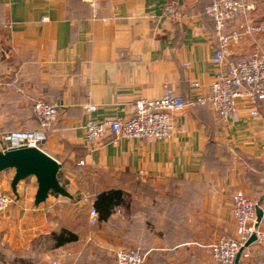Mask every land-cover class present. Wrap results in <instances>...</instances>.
Listing matches in <instances>:
<instances>
[{"label": "crops", "instance_id": "1", "mask_svg": "<svg viewBox=\"0 0 264 264\" xmlns=\"http://www.w3.org/2000/svg\"><path fill=\"white\" fill-rule=\"evenodd\" d=\"M167 1L102 0L95 19L84 0H0V151L23 145L24 132L38 130L40 148L58 160V178L72 195L50 192L36 204L34 176L20 182L16 195L15 170L0 172V188L16 196L0 216V264H30L27 258L116 264L120 247L140 249L147 264H221L211 247L220 236L235 235L238 189L257 204L264 230V100L258 115L239 102L238 116L229 120L210 106H188L168 139H116L107 129L94 146L86 140L89 118L130 116L137 98L159 97L166 84L186 101L197 95L194 81L199 93L208 91L220 69L213 62L216 26L206 11L212 0H179L184 17L178 22L163 15ZM242 2L249 7L225 30L239 35L228 46L231 58L264 42V33L244 31L264 17V0ZM88 92L97 105L93 113L85 108ZM37 99L59 106L47 129L34 115ZM109 188L129 193V201L91 225V203ZM76 205L84 209L83 234L57 246L53 231H80L72 227ZM43 232L53 240L46 253L35 238ZM248 249L250 256L234 264H264V241Z\"/></svg>", "mask_w": 264, "mask_h": 264}, {"label": "built area", "instance_id": "2", "mask_svg": "<svg viewBox=\"0 0 264 264\" xmlns=\"http://www.w3.org/2000/svg\"><path fill=\"white\" fill-rule=\"evenodd\" d=\"M91 9L93 18H99L102 0H84ZM249 6L242 0H212L207 7V14L216 26L219 45L213 57V62L220 67L218 73L209 84L207 92L199 93L201 84L192 82V88L197 95L190 101L178 93L171 85L164 86V92L156 98L139 97L134 102V113L127 117L98 121L89 118L85 126L86 140L94 146L111 129L117 138H137L143 141L171 138L176 131L177 114L188 106H210L223 120L238 116L239 102L249 107L252 115L259 114V105L264 100V42L240 58H231L228 46L231 40H237L239 35L230 36L225 30L231 20ZM163 15L174 22L184 17L183 7L179 0H168L164 6ZM246 33H264V17L250 22L244 27ZM3 83L0 81V93ZM85 108L93 113L97 105L88 92ZM33 112L43 129L50 127L59 116V106L44 99L33 103ZM23 145L40 148V134L36 129H28L23 135ZM22 146V145H21ZM80 164H85L81 160ZM16 196L14 193L0 188V214L6 212ZM88 202L89 199L86 198ZM256 203L243 189L233 194L232 213L236 223L235 235H222L212 245L211 253L221 264H234L238 255L249 257L248 242L255 234L257 240L264 241V230L255 227L257 212ZM99 211L91 203L89 222L96 225L99 222ZM116 264H147L146 255L138 248L120 247L115 251ZM47 264H60L58 258L51 259Z\"/></svg>", "mask_w": 264, "mask_h": 264}, {"label": "water", "instance_id": "3", "mask_svg": "<svg viewBox=\"0 0 264 264\" xmlns=\"http://www.w3.org/2000/svg\"><path fill=\"white\" fill-rule=\"evenodd\" d=\"M59 162L50 154L37 147L27 145L8 148L0 151V172L14 169L15 174L11 181L13 192L18 195V185L29 176H35L38 189L35 195V203L40 204L47 200L50 192H55L66 197H72L70 192L61 184L58 178ZM257 219L255 227H259L260 210L256 206ZM257 240L254 234L248 244ZM240 259V254L236 263Z\"/></svg>", "mask_w": 264, "mask_h": 264}, {"label": "trees", "instance_id": "4", "mask_svg": "<svg viewBox=\"0 0 264 264\" xmlns=\"http://www.w3.org/2000/svg\"><path fill=\"white\" fill-rule=\"evenodd\" d=\"M255 163L258 168L263 169V167L258 166L260 165L258 162ZM128 201L129 193L123 191L120 188H109L97 194L93 205H95L100 213V220H107L114 212L116 206L125 205L128 203ZM76 221L73 223L72 227L77 228L80 231H76L68 226H64L59 231L52 232V237L55 239L57 246L77 241L80 238V236L83 234L82 229L86 227V222L84 220L79 222L80 220L78 221L77 219Z\"/></svg>", "mask_w": 264, "mask_h": 264}, {"label": "rangeland", "instance_id": "5", "mask_svg": "<svg viewBox=\"0 0 264 264\" xmlns=\"http://www.w3.org/2000/svg\"><path fill=\"white\" fill-rule=\"evenodd\" d=\"M32 108H33V105H32ZM30 177L31 176H29V177H27L26 179H24V180H26V181H28V180H30ZM35 177V176H34ZM36 178V177H35ZM73 213H74V215L76 216V219L79 221V222H81V220L83 221V219H82V216H83V213H84V209H82V207H80V206H78V205H76L75 206V208L73 209ZM2 214H0V216H1ZM1 220V219H0ZM77 222V221H76ZM50 234L49 233H45V232H43V233H41V234H39V235H37L35 238H39L40 239V247H39V251L40 252H43V253H46L47 251H49L50 249L52 250L53 249V240L50 238ZM34 238V239H35ZM28 247V246H27ZM22 249H23V247H20V250L22 251ZM15 251V250H14ZM17 251V250H16ZM0 255H1V252H0ZM26 261H28L29 260V262H30V264H35V261H32V259L31 258H27V259H25ZM37 260H38V257H37Z\"/></svg>", "mask_w": 264, "mask_h": 264}]
</instances>
